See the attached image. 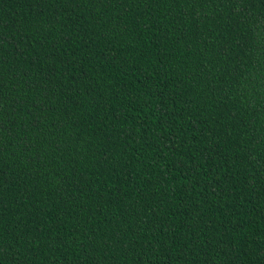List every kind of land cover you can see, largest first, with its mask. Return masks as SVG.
Instances as JSON below:
<instances>
[{
  "label": "trees",
  "instance_id": "obj_1",
  "mask_svg": "<svg viewBox=\"0 0 264 264\" xmlns=\"http://www.w3.org/2000/svg\"><path fill=\"white\" fill-rule=\"evenodd\" d=\"M0 264H264V0H0Z\"/></svg>",
  "mask_w": 264,
  "mask_h": 264
}]
</instances>
